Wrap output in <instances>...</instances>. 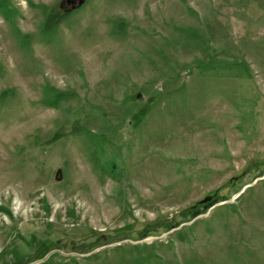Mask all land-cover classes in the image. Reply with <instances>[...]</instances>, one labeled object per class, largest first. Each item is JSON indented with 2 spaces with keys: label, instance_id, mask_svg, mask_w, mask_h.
Instances as JSON below:
<instances>
[{
  "label": "rangeland",
  "instance_id": "obj_1",
  "mask_svg": "<svg viewBox=\"0 0 264 264\" xmlns=\"http://www.w3.org/2000/svg\"><path fill=\"white\" fill-rule=\"evenodd\" d=\"M0 208V264H264V0H0Z\"/></svg>",
  "mask_w": 264,
  "mask_h": 264
},
{
  "label": "trees",
  "instance_id": "obj_2",
  "mask_svg": "<svg viewBox=\"0 0 264 264\" xmlns=\"http://www.w3.org/2000/svg\"><path fill=\"white\" fill-rule=\"evenodd\" d=\"M57 14L59 15V16H64V14H62L61 12H57ZM61 14V15H60ZM217 202H219V201H217ZM217 202H215V203H217ZM213 203V202H212ZM210 203V204H208V206H205V208H210L212 205H214L215 203ZM202 205V204H201ZM0 209H2V210H4L3 208H0ZM186 213H190L191 214V218H195V217H198L199 215H201V211H198L197 210V208H196V210L195 209H190V210H188V211H186ZM172 228H176V227H172Z\"/></svg>",
  "mask_w": 264,
  "mask_h": 264
},
{
  "label": "flooded vegetation",
  "instance_id": "obj_3",
  "mask_svg": "<svg viewBox=\"0 0 264 264\" xmlns=\"http://www.w3.org/2000/svg\"><path fill=\"white\" fill-rule=\"evenodd\" d=\"M66 2L71 8H76L80 5L81 0H66Z\"/></svg>",
  "mask_w": 264,
  "mask_h": 264
},
{
  "label": "water",
  "instance_id": "obj_4",
  "mask_svg": "<svg viewBox=\"0 0 264 264\" xmlns=\"http://www.w3.org/2000/svg\"><path fill=\"white\" fill-rule=\"evenodd\" d=\"M84 1L85 0H81L80 5H82L84 3ZM210 200H211V197H207L204 200H202L200 203L205 204V203L209 202Z\"/></svg>",
  "mask_w": 264,
  "mask_h": 264
}]
</instances>
